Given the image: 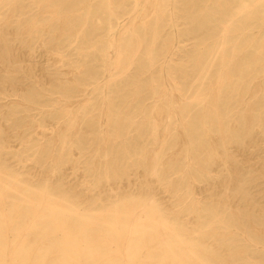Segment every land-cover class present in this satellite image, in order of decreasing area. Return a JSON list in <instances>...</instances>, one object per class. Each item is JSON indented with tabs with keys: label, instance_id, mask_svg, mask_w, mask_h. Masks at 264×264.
Instances as JSON below:
<instances>
[{
	"label": "bare ground",
	"instance_id": "6f19581e",
	"mask_svg": "<svg viewBox=\"0 0 264 264\" xmlns=\"http://www.w3.org/2000/svg\"><path fill=\"white\" fill-rule=\"evenodd\" d=\"M28 1L37 11L31 14L30 27L25 32H45L57 21L60 30L54 31L57 38L51 41L54 60L63 62L66 57L60 35L75 33L79 34L77 37L81 35L83 42L84 51L78 55L86 59L76 60L74 67L68 69L58 65L59 72L46 78L53 86L52 93L37 85L26 97L6 101L15 103L11 114L18 132L22 133V128L27 130L29 124L34 125L35 120L31 122L23 117L36 118L37 114L55 128L49 132L39 131L35 141L27 133L22 136L19 143L25 146L26 158L9 151L13 144L0 133V264H257L252 260L254 252L250 247L258 246L260 242L264 247V240L248 232L250 244H240L236 232L247 231L240 215L234 218L226 209L201 205L194 196L195 190L187 191L185 196H193L191 207L178 204L171 212L157 197L155 186L141 189L138 195L111 194L107 202H103V198H97L100 202H85L73 191L55 186L47 179H35L24 170L12 167L7 158L12 154L19 162L30 159L40 163L41 167L46 166L43 171L55 173L71 161L75 148L84 151L87 139L82 135L83 124L94 126L96 117L101 132L105 131L101 140L108 144V148L112 142L121 143L120 153L131 157L132 143L127 135L134 128L138 113L148 120L160 113L166 122L152 124L154 139H158V128H163L162 147L170 150L169 156H174L187 143V163L179 166L166 164L163 152L154 153V148L136 154L140 155V165H144L147 173L154 177L150 181L157 179L166 191H174L177 197L172 196L180 200L178 196L185 184H192L209 172L204 165L195 163L196 160L214 159L216 151L213 154L205 148L211 142L207 138L213 133L220 135L221 146L227 150L229 143L242 141V138L245 142L255 124L264 125V110L258 111L255 106L249 107V113L242 114V117L229 118V111L240 109L242 102L241 97L237 100L233 94L241 96L244 88L239 72H253L257 66L264 69V0H218L217 9L233 12L219 17L223 28L209 53L211 63L197 80L199 84L193 86V91L184 92L186 86L177 73L185 71L169 67L168 84L152 78L151 97L159 101H154L150 115L140 104L138 96H135V102L116 99L123 91L125 76L137 67L143 51L150 67L157 63L156 43L161 37V21L167 15L169 4L173 3L170 15L175 13V0H133L134 6L128 11L125 10V0H103L104 5L99 10L106 14L108 44L101 50L105 66V77L101 81L87 59L89 53L86 50L96 48L90 43L89 23L91 19L101 21L102 18L90 0L79 23L75 16L81 13L71 8V0ZM22 2L0 0V7L7 5L8 17H11L24 7ZM147 2L155 8L153 22L140 14ZM44 13L48 16L45 17ZM210 20L217 19L212 17ZM258 22L261 23V38H246L250 33L249 26ZM77 37L70 38L69 43L78 40ZM5 40L0 35V46ZM174 46V41L168 46V54L163 60L165 64L172 56ZM249 49H253L255 55L243 53ZM242 57H248V60L238 65ZM217 62L219 68L211 78L210 66ZM162 66L164 69L165 65ZM224 92L231 93L230 100L226 99ZM20 104L26 105L28 111L21 109ZM29 109L37 112L31 114ZM177 120L178 135L174 133ZM230 120L242 124L244 134L237 133ZM103 122L105 128L101 126ZM198 144L207 152L205 155H200ZM110 154L108 149L103 161L102 172L106 180L125 173L119 166V159H111ZM98 155H102L100 151ZM173 174H177V178L169 179ZM100 184L101 180L96 184L99 189L91 187L92 193L86 194L96 198L95 194L103 191ZM107 186L111 193L116 187L112 183ZM188 213L194 214L195 227L182 221V215ZM259 228L264 232V226Z\"/></svg>",
	"mask_w": 264,
	"mask_h": 264
},
{
	"label": "rangeland",
	"instance_id": "374dc122",
	"mask_svg": "<svg viewBox=\"0 0 264 264\" xmlns=\"http://www.w3.org/2000/svg\"><path fill=\"white\" fill-rule=\"evenodd\" d=\"M94 10H99V7L104 5L103 0H90ZM24 7L19 8L11 17L9 7L7 5L0 7V35L6 40L1 42L0 46V133L6 138V141H11V148L9 151L18 152L23 158H26L27 152L24 151L25 146L19 142L25 133L32 137L33 141L39 131H51L55 126L50 122L45 121L42 116L37 114L34 118H28L34 121V125L26 126L27 130L23 129L22 133L16 130V122L14 121L11 110L14 108V102H6L8 99H19L26 97L32 88L38 85V88L45 89L48 93H52L53 86L46 78L52 73H56L57 66L61 65L62 68L68 69L74 67L73 64L76 60L85 61L86 57L78 55V52L84 51L81 47L83 45L81 35L75 33L73 35L62 34L60 41L64 44L63 49L66 54L63 62L54 60L55 54L51 51V41L54 38L55 30L58 28V22L54 21L51 27H47V31L39 33L25 32L30 25L31 14L36 13L37 9L28 0H23ZM88 0H71V8H75L81 15H76L75 20L81 22L86 13ZM125 10H131L134 6L133 0H125ZM150 5V6H149ZM218 0H175V13L170 15L173 10V3L167 7V15L162 19L160 26L161 37L156 43V59L155 66L150 67L144 51L140 54L137 61V67H134L125 76L123 81V91L117 101L135 102V96L139 97L140 104L144 107L147 114H151V109L158 99L151 97L152 92V78L157 81H167V72L169 67L182 69L185 72L177 73V77L181 79V83L186 86L184 92L189 93L194 90L195 85L199 84L198 78L206 71L207 66L210 65L209 53L212 51L213 45L222 30V24L219 23V17L232 13L233 11H221L217 9ZM100 12L101 21L94 18L89 23L90 43L96 45V48H89L87 59L90 61L91 69L97 73L98 79L101 81L105 77L104 61L101 56V50L106 47L107 30L105 29V12ZM155 8L151 2H147L141 8V16H146V19L154 21ZM45 17L48 13H44ZM83 15V16H82ZM128 16V15H126ZM215 17L217 20H210ZM174 20L175 25L173 23ZM249 26L250 33L246 38L252 40L261 38L259 34V25ZM259 34V35H258ZM42 35V38H40ZM77 37L78 40L69 43V39ZM89 40V41H90ZM174 41L175 50L164 63V57L168 54V46ZM260 42V41H259ZM257 45V43H256ZM255 55L253 49L245 52ZM200 54H203L200 57ZM248 57H242L238 60L239 64L246 62ZM165 68L163 69V66ZM136 66V65H135ZM219 68V63L210 66V76L214 78ZM263 67H256L251 71H241V83L244 84L243 91L239 94H234L241 97L240 109H233L229 111L230 117H242V114H248V108L255 106L258 111L264 110V69ZM163 69L164 75L162 76L161 70ZM203 69L204 72H203ZM59 72V71H58ZM237 72V73H238ZM132 74V75H131ZM69 75V73H65ZM131 75V76H129ZM169 82L167 81L166 84ZM226 99L230 100V94L224 92ZM155 101V102H154ZM234 101V100H233ZM233 104V103H232ZM230 104V106H232ZM18 106V105H16ZM21 109H26V105L20 104ZM24 113V110H21ZM26 111H28L26 109ZM139 111V110H138ZM31 114L36 113V109H29ZM136 122L134 128L128 133L131 139L132 146L130 147L131 157H124L120 153L122 145L119 142H112L111 146L101 140V136L105 131L101 132L99 121L95 119L94 126H87L83 124L82 135L86 137L85 149L80 152L79 149H74V154L71 156V161L66 162L64 165L53 173H47L46 166L41 167L40 163H36L30 159L23 160L24 162L16 161L12 154L7 158V162L14 168L24 170L27 174H31L35 179H47L55 186L66 188L76 193L85 202L98 200L103 198V202L110 199L111 194H129L138 195L141 189H148L150 186L154 188L157 197L164 203L168 211L176 209L179 204L185 205L187 208L191 207L193 201L192 197L185 198L186 192L195 190L194 196L200 201L203 206L215 205L220 209H226L229 214L234 215V218L240 215V219L246 227L247 231L236 232V238L239 239L240 244L248 245L250 241L247 239L249 232L254 237L264 240V232L259 228L264 226V125L255 124L251 129L250 135L246 136V141L232 142L228 144V149L221 146L222 139L220 135L213 133L209 139V147L205 146L214 155V159L196 160V164L205 166L209 169L205 173L204 178H199L192 184H185L181 189V195L178 196L180 200H176V193L166 191L157 179L151 182L154 178L151 174L147 173L146 167L140 165V155L136 153L144 149H155V152H163L166 164H185L187 163V148L188 144L184 143L174 156H169V149L162 147V140L164 139V129L158 128V139L155 140L151 131V126L154 123L164 124L165 118L157 113L155 117L149 120L138 113L135 118ZM28 121V120H27ZM241 122V120H239ZM40 123V124H39ZM229 123L235 125L234 130L237 133H243V125L238 124L237 121L230 120ZM174 133L179 134V121H175ZM173 124V125H174ZM200 125V123H199ZM106 127L104 122L101 125ZM28 131V132H27ZM202 132V129L200 130ZM181 135V134H180ZM200 136H203L202 134ZM181 137V136H180ZM177 136V138H180ZM205 138V137H204ZM48 139V138H43ZM199 141V139H197ZM197 141V143H199ZM203 141V140H202ZM32 142V141H31ZM204 142V141H203ZM111 147V150H110ZM200 155H205L207 152L202 146L198 144ZM203 148V149H202ZM109 149L111 159H119V166L124 169L125 173L119 177H112L106 180L103 176V161L105 152ZM98 151L102 155H98ZM113 151V153H112ZM26 165V166H25ZM45 171H43V169ZM49 168V167H47ZM100 174V175H99ZM100 176V177H98ZM100 178V179H99ZM177 178V174H173L169 179ZM101 180L100 188L103 190L100 194H95V197L88 196L92 191L99 189L96 184ZM115 184L112 193L107 189V185ZM117 183V184H116ZM174 195V196H172ZM100 202V200H98ZM178 205V206H179ZM181 206V205H180ZM182 221L187 223L189 227L197 225L194 214L188 213L182 215ZM242 228V226H241ZM262 237V238H261ZM252 249V260L257 264H264V247L262 242L258 246L250 247Z\"/></svg>",
	"mask_w": 264,
	"mask_h": 264
}]
</instances>
